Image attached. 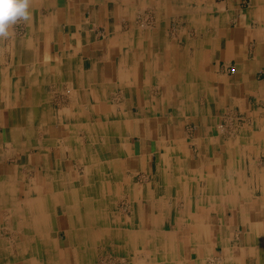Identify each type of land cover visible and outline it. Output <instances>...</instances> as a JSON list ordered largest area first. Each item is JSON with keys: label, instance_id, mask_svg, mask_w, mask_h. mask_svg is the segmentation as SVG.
<instances>
[{"label": "crops", "instance_id": "crops-1", "mask_svg": "<svg viewBox=\"0 0 264 264\" xmlns=\"http://www.w3.org/2000/svg\"><path fill=\"white\" fill-rule=\"evenodd\" d=\"M245 1L30 0L0 40V222L8 178L49 215L21 264L109 247L121 264H264V0ZM114 197L118 224L72 207Z\"/></svg>", "mask_w": 264, "mask_h": 264}, {"label": "bare ground", "instance_id": "bare-ground-1", "mask_svg": "<svg viewBox=\"0 0 264 264\" xmlns=\"http://www.w3.org/2000/svg\"><path fill=\"white\" fill-rule=\"evenodd\" d=\"M138 26L144 28V26L147 25L146 22L143 20L139 23ZM65 91L67 93H70V88H66ZM14 137L15 136L13 135L12 139H15ZM7 147H9V145H6L5 149H7ZM10 179L11 178H8L4 181L6 183H9L7 184V186L6 183H4V185L6 186V191L4 194V201L6 203V214L3 215L2 220L0 222V264H21L23 260L28 261L36 257V248L40 247L41 242L45 243L46 245L49 244V241L45 238V235L41 236V234L37 233V230L39 229H36L40 228V225H43L44 227L47 226V218L49 217V215L47 214L48 209L44 207V201L38 208L39 203H37L36 200H27L25 202V207L22 208V205L19 203V201H16L15 198V195H17V190L15 189V187H13L14 181ZM2 185L3 184L0 183V195L3 193V191H1L4 188ZM64 185L66 187L68 186L67 184ZM31 202H34V204H31ZM52 202L53 200L49 199V203L51 204ZM75 203L78 206L80 204H83L84 206H90L93 216L95 215L97 218L103 217L104 222H112V224H118L122 220L120 219V221H115L113 217H111V214L108 215L104 213V211L108 212L112 209H109V206L106 205L103 199L95 201V199L92 198V200L88 199L85 203L83 202V200L76 202V199H74L72 201V207H77L75 206ZM30 205L35 207V209L38 208L36 210V213L35 210L30 207ZM28 208H30L34 214L27 216L25 210L28 212ZM50 247L53 249L54 245L51 244ZM85 255H82V257H84ZM107 255L108 254L105 253L102 254V257L98 261V264H107ZM110 263L111 262L108 261V264ZM69 264L77 263L70 262ZM88 264L93 263L90 262Z\"/></svg>", "mask_w": 264, "mask_h": 264}, {"label": "rangeland", "instance_id": "rangeland-1", "mask_svg": "<svg viewBox=\"0 0 264 264\" xmlns=\"http://www.w3.org/2000/svg\"><path fill=\"white\" fill-rule=\"evenodd\" d=\"M248 0H246L245 1V6H247L248 5ZM145 17V18H144ZM143 18V19H142ZM137 20H139V21H142V20H144L145 22H146V24H150V21H152L153 19H152V14L151 13H145L144 15H142V14H140L137 18H136ZM259 75L260 76H264V71H260L259 72ZM233 115H235V116H233V119H234V121H232L231 122V126H230V128L232 127V129H234V128H236L239 124H240V121H241V114H239V113H236V114H233ZM225 122V121H224ZM222 125H223V127H219V124H218V127L220 128V131H223L224 132V128L226 127V125L223 123V122H220ZM125 200H123V199H121V198H116V197H114V198H112L111 199V204H110V208L112 209V211L114 212L113 213V215H112V217H113V219L115 220V221H117V214H116V211L119 209V208H126V204H125V202H124ZM60 218H61V216H60ZM59 236H60V238H61V244L62 245H66V238H67V236H66V232H65V230H63V231H61L60 232V234H59ZM91 240H93V239H90L89 240V244H94V247H93V250L94 251H99V250H102V248H105V247H102L101 246V244H100V241H99V239L96 241V242H94V241H91ZM101 240V239H100ZM91 241V242H90ZM90 249H92L91 247H92V245H89L88 246ZM95 248H96V250H95ZM66 249V248H65ZM109 249V250H108ZM107 250H106V252H107V256H108V261L109 262H111L112 264H121V257L123 256L121 253H120V251H118V249L115 247V248H113L115 251H111V248L109 247ZM118 251V252H117ZM118 253H120V255L118 254ZM108 261H107V264H108ZM127 261V260H126ZM126 261L124 262V264H127L126 263ZM218 261L215 259V258H213V257H210V258H208V260L206 261V264H218L217 263ZM110 263V264H111ZM93 264H98V261H96V259H95V261H94V263Z\"/></svg>", "mask_w": 264, "mask_h": 264}, {"label": "clouds", "instance_id": "clouds-1", "mask_svg": "<svg viewBox=\"0 0 264 264\" xmlns=\"http://www.w3.org/2000/svg\"><path fill=\"white\" fill-rule=\"evenodd\" d=\"M30 0H0V40L8 39L13 35V25L18 21H29Z\"/></svg>", "mask_w": 264, "mask_h": 264}, {"label": "built area", "instance_id": "built-area-1", "mask_svg": "<svg viewBox=\"0 0 264 264\" xmlns=\"http://www.w3.org/2000/svg\"><path fill=\"white\" fill-rule=\"evenodd\" d=\"M219 127H223V125L222 124H219Z\"/></svg>", "mask_w": 264, "mask_h": 264}]
</instances>
